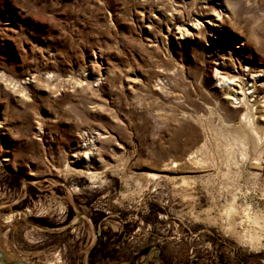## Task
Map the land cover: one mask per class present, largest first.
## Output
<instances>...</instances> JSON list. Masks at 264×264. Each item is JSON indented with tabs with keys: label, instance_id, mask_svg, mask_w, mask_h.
I'll return each instance as SVG.
<instances>
[{
	"label": "rangeland",
	"instance_id": "rangeland-1",
	"mask_svg": "<svg viewBox=\"0 0 264 264\" xmlns=\"http://www.w3.org/2000/svg\"><path fill=\"white\" fill-rule=\"evenodd\" d=\"M0 251L264 264V0H0Z\"/></svg>",
	"mask_w": 264,
	"mask_h": 264
},
{
	"label": "water",
	"instance_id": "water-1",
	"mask_svg": "<svg viewBox=\"0 0 264 264\" xmlns=\"http://www.w3.org/2000/svg\"><path fill=\"white\" fill-rule=\"evenodd\" d=\"M0 261L3 263V264H26L24 261H18V262H12V263H9V262H6L4 260V254L0 251Z\"/></svg>",
	"mask_w": 264,
	"mask_h": 264
},
{
	"label": "bare ground",
	"instance_id": "bare-ground-1",
	"mask_svg": "<svg viewBox=\"0 0 264 264\" xmlns=\"http://www.w3.org/2000/svg\"><path fill=\"white\" fill-rule=\"evenodd\" d=\"M251 78H252V81H255V80L258 78V76L255 75V76H253V77H251ZM222 80L225 81V82H227V83H229V84H233V83H234L233 80H231V79H227V78H225V77H223ZM256 81H257V80H256ZM235 84H236V83H235ZM236 93H238V91H236ZM241 93H242V92H241Z\"/></svg>",
	"mask_w": 264,
	"mask_h": 264
}]
</instances>
